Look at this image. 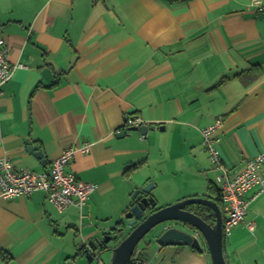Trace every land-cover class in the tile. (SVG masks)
I'll return each instance as SVG.
<instances>
[{
    "label": "crops",
    "instance_id": "obj_1",
    "mask_svg": "<svg viewBox=\"0 0 264 264\" xmlns=\"http://www.w3.org/2000/svg\"><path fill=\"white\" fill-rule=\"evenodd\" d=\"M252 1L0 0L9 60L25 65L2 86L0 158L42 172L63 150L91 143L68 169L95 187L85 206L62 212L44 190L0 194V248L9 256L0 264H82V249L114 238L133 191L151 181L158 208L212 196L209 185L221 186L201 130L218 118V147L234 173L264 151V0L248 9ZM255 65L262 75L245 83ZM144 123L156 129L117 136ZM246 196L245 223L224 237L228 264H264V190ZM136 250L155 264H213L206 246L160 245L153 235Z\"/></svg>",
    "mask_w": 264,
    "mask_h": 264
},
{
    "label": "built area",
    "instance_id": "obj_2",
    "mask_svg": "<svg viewBox=\"0 0 264 264\" xmlns=\"http://www.w3.org/2000/svg\"><path fill=\"white\" fill-rule=\"evenodd\" d=\"M260 5L259 0L248 4V9ZM23 63L12 64L9 60V51L5 37L0 33V95L2 86L9 81L16 68L24 67ZM135 120H128V125ZM225 121L218 118L213 124L202 128L203 147L210 154L211 160L218 171L217 181L221 186V195L224 204L225 217L223 221L224 237L231 235L233 229L245 223V216L250 204L246 193L255 185L264 190V151L254 157L245 159V165L238 173H234L222 160L218 147ZM91 143L81 147H69L54 159L48 170L34 172L26 169H16L10 157L0 158V194L5 199L30 195L38 190H44L48 199L62 212L71 205L83 207L95 190L94 185L78 179L75 173L68 168L75 158L77 151L89 152ZM251 229L254 223H247ZM101 264V262H99ZM128 264H155L142 256L136 250Z\"/></svg>",
    "mask_w": 264,
    "mask_h": 264
},
{
    "label": "water",
    "instance_id": "obj_3",
    "mask_svg": "<svg viewBox=\"0 0 264 264\" xmlns=\"http://www.w3.org/2000/svg\"><path fill=\"white\" fill-rule=\"evenodd\" d=\"M163 126L160 129L163 130ZM149 129L155 130L156 125H133L117 132L118 137H123L128 131H140L147 135ZM33 151L41 162L44 154L38 145L27 146ZM155 188L153 181L137 187L131 195V203L126 209L125 223L130 228L129 233L116 246L112 247L111 264H128L139 243L153 235L160 245H189L202 250L205 246L209 249L213 264H228L224 253V228L223 212L220 205L209 197H188L171 205L158 208L157 199L152 191ZM204 205L211 208L216 216V222L211 224L201 215L192 211L191 205ZM114 238L107 235L103 240L96 238L87 243L82 249L89 261H94L96 252ZM99 258V257H98ZM69 264H73L70 262Z\"/></svg>",
    "mask_w": 264,
    "mask_h": 264
},
{
    "label": "trees",
    "instance_id": "obj_4",
    "mask_svg": "<svg viewBox=\"0 0 264 264\" xmlns=\"http://www.w3.org/2000/svg\"><path fill=\"white\" fill-rule=\"evenodd\" d=\"M171 1L172 2H182L185 0H171ZM262 73H263L262 67L260 65H255L254 67H252L251 69L246 71L245 74L243 73V75H241V78L243 79V81L245 83H249L253 79H256L259 76H261ZM224 82H225V79H222L219 84H223ZM139 165L140 164L132 165L131 167H129L126 171V174L132 173L135 168L139 167ZM209 190L211 191L210 193L212 194V196H209V198L216 201L222 207L223 199H222V195H221V189L215 184H210ZM189 208L192 211H194L196 214L201 215L207 222H209L211 224H214L216 222L215 213L211 208L204 206V205H199V204L191 205V206H189ZM115 230H117V233H116V236L114 237V239L112 241H114L118 244L122 239H124L126 237V234L124 233L123 228H120L119 230L118 229H115ZM106 249H109V247L106 244H104V246L101 248V250H106ZM0 256L9 257L7 252L2 250V248H0Z\"/></svg>",
    "mask_w": 264,
    "mask_h": 264
},
{
    "label": "rangeland",
    "instance_id": "obj_5",
    "mask_svg": "<svg viewBox=\"0 0 264 264\" xmlns=\"http://www.w3.org/2000/svg\"><path fill=\"white\" fill-rule=\"evenodd\" d=\"M106 245L109 247V249L106 250H101V248L97 251L99 254V259L103 264H111V259H112V250L110 249V246L114 245V241H110L108 243H106ZM80 259V263L82 264H89L88 263V259L87 257L83 254L81 255ZM98 260L96 259V261H93L92 264H97Z\"/></svg>",
    "mask_w": 264,
    "mask_h": 264
}]
</instances>
